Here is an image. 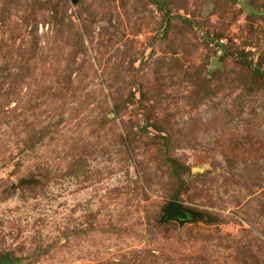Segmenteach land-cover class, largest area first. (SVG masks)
<instances>
[{
  "label": "rangeland",
  "instance_id": "obj_1",
  "mask_svg": "<svg viewBox=\"0 0 264 264\" xmlns=\"http://www.w3.org/2000/svg\"><path fill=\"white\" fill-rule=\"evenodd\" d=\"M164 1L0 0V257L264 264V0Z\"/></svg>",
  "mask_w": 264,
  "mask_h": 264
},
{
  "label": "water",
  "instance_id": "obj_2",
  "mask_svg": "<svg viewBox=\"0 0 264 264\" xmlns=\"http://www.w3.org/2000/svg\"><path fill=\"white\" fill-rule=\"evenodd\" d=\"M239 6L248 14H252L254 12V8H252L250 5V0H239ZM218 67H221V62L214 60L212 62L211 71ZM198 217V215L185 209L181 203L172 202L164 210L161 223L165 224L170 222H178L180 224H185L192 220H196ZM0 264H16V261L10 256V254H6L3 257H0Z\"/></svg>",
  "mask_w": 264,
  "mask_h": 264
},
{
  "label": "trees",
  "instance_id": "obj_3",
  "mask_svg": "<svg viewBox=\"0 0 264 264\" xmlns=\"http://www.w3.org/2000/svg\"><path fill=\"white\" fill-rule=\"evenodd\" d=\"M152 1V3H154L155 5H157L159 8H160V10L161 11H164V13H167V11H166V7H167V2L166 1H164V0H151ZM236 1V0H235ZM239 60L240 61H242L243 60V58L241 57V56H239ZM247 66V68H250L251 67V65L250 64H247L246 65ZM258 76H261V77H264V72H262L261 71V69H253V77L256 79ZM174 177H176V176H174ZM176 179V181L177 182H180L181 184H179L180 185V187H182L181 185H182V180L180 179V177H176L175 178ZM175 195H173V199H175ZM193 213V212H192ZM195 214V213H194ZM196 215H199V214H196ZM206 216V220H205V222L207 223V224H214V223H216L217 221H220L217 217H214L211 213H208V214H205ZM200 217H201V215H199ZM204 218V217H203ZM198 219V218H197ZM196 219V220H197ZM193 221V220H192ZM165 224H171V222L170 223H165Z\"/></svg>",
  "mask_w": 264,
  "mask_h": 264
}]
</instances>
